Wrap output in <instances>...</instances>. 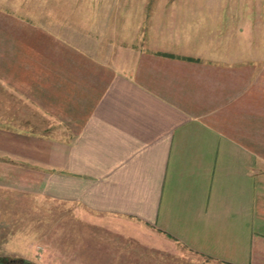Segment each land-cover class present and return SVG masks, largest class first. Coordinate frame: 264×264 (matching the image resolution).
Here are the masks:
<instances>
[{
  "label": "crops",
  "instance_id": "1",
  "mask_svg": "<svg viewBox=\"0 0 264 264\" xmlns=\"http://www.w3.org/2000/svg\"><path fill=\"white\" fill-rule=\"evenodd\" d=\"M4 2L0 161L30 174L29 192L55 202L59 219L88 222L89 246L111 248L108 264H146L130 258L160 259L175 245L221 264H264L256 64L241 51L131 44L114 13L120 0Z\"/></svg>",
  "mask_w": 264,
  "mask_h": 264
},
{
  "label": "rangeland",
  "instance_id": "2",
  "mask_svg": "<svg viewBox=\"0 0 264 264\" xmlns=\"http://www.w3.org/2000/svg\"><path fill=\"white\" fill-rule=\"evenodd\" d=\"M9 1L5 0L4 5ZM120 1L114 13L119 16L118 22L127 23L129 30H124H128L129 36L131 33V44L140 46L154 39L161 44L162 49L176 47L185 51H241L242 63L256 64L257 79L264 80V0ZM127 1L143 7L128 9ZM212 12L218 13L215 14L216 18H213ZM153 13L158 17L152 18ZM127 14L129 16H125ZM124 17H127L126 21ZM160 24L164 25L162 29L158 28ZM167 25L175 29L171 37L166 31ZM134 29H137L136 33L130 32ZM3 163L5 161H0V264L22 261L34 264H108L105 254L111 248L89 246L88 222L78 217L77 224L73 225L72 216H60L59 219L55 202L42 201L35 195L40 198L43 195L29 192L32 184L26 176L30 177V174L25 169H18V174H15L13 169ZM8 175L16 176L18 181L7 182L10 179ZM93 235H100L101 244H107L103 242L106 238L104 233L94 232ZM133 244L127 247L137 251L132 247ZM95 250L101 256L90 254ZM122 252L126 254V250ZM130 259H142L148 262L146 264H157V261L158 264H221L179 245L167 247L160 259L157 253L147 251L142 258L134 255Z\"/></svg>",
  "mask_w": 264,
  "mask_h": 264
},
{
  "label": "water",
  "instance_id": "3",
  "mask_svg": "<svg viewBox=\"0 0 264 264\" xmlns=\"http://www.w3.org/2000/svg\"><path fill=\"white\" fill-rule=\"evenodd\" d=\"M16 264H34V263L29 262V261H22V262H19V263H16Z\"/></svg>",
  "mask_w": 264,
  "mask_h": 264
}]
</instances>
